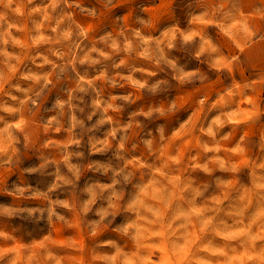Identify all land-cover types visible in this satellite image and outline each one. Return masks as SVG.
I'll list each match as a JSON object with an SVG mask.
<instances>
[{
    "label": "clouds",
    "instance_id": "obj_1",
    "mask_svg": "<svg viewBox=\"0 0 264 264\" xmlns=\"http://www.w3.org/2000/svg\"><path fill=\"white\" fill-rule=\"evenodd\" d=\"M0 264H264V0H0Z\"/></svg>",
    "mask_w": 264,
    "mask_h": 264
},
{
    "label": "rangeland",
    "instance_id": "obj_2",
    "mask_svg": "<svg viewBox=\"0 0 264 264\" xmlns=\"http://www.w3.org/2000/svg\"><path fill=\"white\" fill-rule=\"evenodd\" d=\"M183 99H187V97H184Z\"/></svg>",
    "mask_w": 264,
    "mask_h": 264
}]
</instances>
